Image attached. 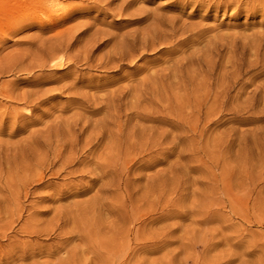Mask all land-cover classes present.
<instances>
[{
  "label": "rangeland",
  "instance_id": "374dc122",
  "mask_svg": "<svg viewBox=\"0 0 264 264\" xmlns=\"http://www.w3.org/2000/svg\"><path fill=\"white\" fill-rule=\"evenodd\" d=\"M0 67V264H264V0H0Z\"/></svg>",
  "mask_w": 264,
  "mask_h": 264
},
{
  "label": "bare ground",
  "instance_id": "6f19581e",
  "mask_svg": "<svg viewBox=\"0 0 264 264\" xmlns=\"http://www.w3.org/2000/svg\"><path fill=\"white\" fill-rule=\"evenodd\" d=\"M32 1H33V3L44 4V5L47 6V7H50V6L53 5V0H32ZM56 1H57V0H56ZM54 5H55V4H54ZM36 7H37V6H36ZM44 8H45V7H44ZM38 9H39V8H38ZM66 10H67V9H66ZM61 13H62V12H61ZM64 13H65V12H64ZM64 13H62V14H64ZM66 14H67V12H66ZM51 27H52V26H51ZM151 30H153V29H151ZM158 31H159V30H158ZM151 32H152V31H151ZM168 33H169V32H168ZM99 34H100V33H99ZM151 34H152V33H151ZM159 34H160V33H159ZM180 35H181V34H180ZM66 36H68V34H67ZM161 36H162V35H161ZM171 36H172V35H171ZM121 37H122V36H121ZM156 37H158V36L156 35ZM162 37H163V36H162ZM175 37H176V36H175ZM67 38L70 39V38H72V37L69 38V36H68ZM143 38H144V37H143ZM166 38H167V37H166ZM73 40H74V39H73ZM159 40H160V39H159ZM165 40H166V39H165ZM143 41H144V40H143ZM149 41H150V40H149ZM149 41H148V42H149ZM153 41H154V40H153ZM73 42H74V41H73ZM117 42H118V41H117ZM156 42H157V41H156ZM168 42H169V41H168ZM45 43H46V42H45ZM58 43H59V42H58ZM67 43H68V42H67ZM135 43H136V42H135ZM135 43H134V44H135ZM146 43H147V42H146ZM154 43H155V41H154ZM47 44H50V42L47 43ZM55 44H56V43H55ZM158 44H159V43H158ZM51 45H52V44H50V46H51ZM67 45H68V44H67ZM71 45H72V44H71ZM114 45H115V44H114ZM118 45H119V43H118ZM135 45H136V44H135ZM43 46H44V45H43ZM45 46H48V45H45ZM72 46H73V45H72ZM132 46H133V45H132ZM140 46H141V45H140ZM151 46H152V45H151ZM38 47H39V46H38ZM38 47L36 46L37 49H36V48H34V49H35V50H38V51H39L38 53H40L41 50H39ZM83 47H84V46H83ZM83 47H82V48H83ZM126 47H127V46H126ZM142 47H143V44H142ZM66 48H67V46H65L64 48H63V47H58L57 49H53L52 52L55 54V53H58V52H62V51L65 50ZM82 48H81V49H82ZM130 48H131V46H130ZM133 48H134V49H135V48L139 49L137 46H135V47H133ZM151 48H153V47H151ZM34 49H32V50H34ZM40 49H41V48H40ZM84 49H85V48H84ZM120 49H121V48H120ZM134 49H133V50H134ZM32 50H31V51H32ZM43 50H44V49H43ZM69 50H70V49H69ZM69 50H68V52H69ZM85 50H86V49H85ZM115 50H116V49H115ZM133 50L131 51V49H130V51L132 52V54H134V53H133ZM142 50H143V49H142ZM113 51H114V49H113ZM113 51H112V52H113ZM118 51H119V50H117V52H118ZM29 52H30V51H29ZM29 52H28V53H29ZM68 52H67V53H68ZM81 52H82V51H81ZM110 52H111V51H110ZM110 52H109V55H110ZM120 52H121V50H120ZM122 52H123V51H122ZM137 52H138V50H137ZM30 53H31V52H30ZM30 53H29V54H30ZM35 53H36V52H35ZM67 53H66V51L64 52V54H67ZM77 53H78V52H77ZM114 53H115V52H114ZM24 54H25V53H24ZM42 54H43L42 57H44V53H42ZM64 54H63V55H64ZM111 54H113V53H111ZM118 54H119V53H118ZM118 54H117V55H118ZM137 54H138V53H137ZM34 55H35V56H34ZM34 55H32V56H33V57H36V54H34ZM106 55H107V54H106ZM106 55H105V56H106ZM120 55H121V54H120ZM120 55H119V56H120ZM123 55H124V54H123ZM126 55H127V54H126ZM129 55H131V54L129 53ZM66 56H67V55H66ZM74 56H76V55H74ZM74 56H73V57H74ZM85 56H86V55H85ZM113 56H114V54H113ZM113 56H112V57H113ZM132 56H134V55H132ZM42 57H41V59H39V61L43 59ZM46 57H47V56H46ZM58 57H59V56H58ZM68 57L71 58L72 56H68ZM68 57H67V58H68ZM73 57H72L73 61L76 62V61H77V58L74 57L75 60H76V61H75ZM114 57H116V55H115ZM114 57H113V59H114ZM128 57H129V56H128ZM44 58H45V57H44ZM84 58H85V57H84ZM87 58H88V56H87ZM116 58H117V57H116ZM116 58H115V59H116ZM129 58H131V57H129ZM37 59H38V58H37ZM56 59H57V58H56ZM60 59H61V58H60ZM127 59H128V58H127ZM132 59H134V58L132 57ZM132 59H131V60H132ZM35 60H36V59H35ZM43 60H44V59H43ZM67 60H69V59H67ZM70 60H71V59H70ZM100 60H101V59H100ZM100 60H99V61H100ZM110 60H111V59H110ZM30 61H31V60H30ZM117 61H118V60H117ZM69 62H70V61H69ZM90 62H91V61H90ZM96 62H97V61H96ZM103 62H104V61H103ZM119 62H121V61H119ZM122 62H123V61H122ZM32 63H34V62H32ZM32 63H31V64H32ZM42 63H43V62H42ZM51 63H53V62H51ZM51 63H50V65H51ZM61 63H62V62H61ZM99 63H100V62H99ZM106 63H107V62H106ZM115 63H116V62H115ZM190 63H191V62H190ZM35 64H37V62H36ZM53 64H54V63H53ZM84 64H88V63L85 62ZM110 64H111V63H110ZM116 64L118 65L119 63H116ZM181 64H182V62H181ZM199 64H200V63H199ZM15 65H16V64H15ZM102 65H103V64H102ZM104 65H106V64H104ZM112 65H113V64H112ZM1 66H2V65H1ZM3 66H4V65H3ZM54 66H55V65H54ZM98 66H100V65H98ZM98 66H97V67H98ZM114 66H115V64H114ZM181 66H182V65H181ZM192 66H193V65H192ZM22 67H23V66H22ZM109 67H110V66H109ZM0 68H1V67H0ZM3 68H4V67H3ZM26 68H27V67H26ZM110 68H112V67H110ZM115 68H116V66H115ZM172 68H173V67H172ZM1 69H2V68H1ZM5 69H7V68H4V70H5ZM24 69H25V67H24ZM20 70H21V69H20ZM30 70H31V69H30ZM207 70H208V69H207ZM0 71H3V70H0ZM10 71H12V70H10ZM37 71H38V70H37ZM208 71H209V70H208ZM23 72H24V71H23ZM0 74H1V73H0ZM164 79H165V78H164ZM175 79H176V78H175ZM157 81H158V80H157ZM177 81L179 82L178 79H177ZM186 81H187V80H186ZM201 81H202V80H201ZM155 83H156V82H155ZM33 84H34V83H33ZM36 84H37V83H36ZM151 84H152V83H151ZM158 84H159V83H158ZM179 84H180V83H179ZM194 84H195V83H194ZM8 85H9V84H8ZM8 85H7V88H6V89L9 88ZM37 85H39V83H38ZM4 86H6V85H3V88H4ZM35 86H36V85H35ZM172 86H173V85H172ZM3 88H2V89H3ZM0 89H1V88H0ZM61 89H62V88H61ZM224 89H225V88H224ZM225 90H226V89H225ZM8 91H9V90H8ZM12 92H13V91H11V93H12ZM172 92H173V91H172ZM3 93H4V92H3ZM9 93H10V92H9ZM32 93H33V92H32ZM126 93H127V92H126ZM209 93H210V92H209ZM72 94H73V93H72ZM75 94H76V93H75ZM81 94H82V93H81ZM115 94H116V93H115ZM144 94H145V93H144ZM1 95H3V94L0 93V96H1ZM6 95H7V94H6ZM6 95H5V96H6ZM9 95H10V94H9ZM76 95H77V94H76ZM79 95H80V94H79ZM79 95H78V96H79ZM145 95H146V94H145ZM224 95H225V94H224ZM111 96H112V95H111ZM126 96H127V95H126ZM140 96H141V95H140ZM208 96H209V95H208ZM213 96H214V95H213ZM21 97H22V96H21ZM47 97H48V96H47ZM220 97H221V96H220ZM5 98H7V97H5ZM142 98H143V97H142ZM211 98H212V97H211ZM7 99H8V98H7ZM214 99H215V97H214ZM10 100H11V99H10ZM40 100H41V99H40ZM136 100H137V99H136ZM143 100H144V99H143ZM36 102H37V101H36ZM39 102H40V101H39ZM108 102H110V100H109ZM115 102H116V101H115ZM86 103H87V102H86ZM95 103H96V102H95ZM36 104H37V103H36ZM109 104H110V103H109ZM137 104H138V103H137ZM32 106H33V105H32ZM37 106H38V104H37ZM86 106H87V105H86ZM90 106H91V105H90ZM106 106H107V105H106ZM110 106H113V105H110ZM115 106H116V105H115ZM127 106H128V105H127ZM199 107H200V106H199ZM30 108H31V107H30ZM105 108H106V107H105ZM111 108H113V107H111ZM93 109H94V108H93ZM107 109H108V108H107ZM109 109H110V108H109ZM132 109H133V108H132ZM151 109H152V108H151ZM94 110H95V109H94ZM112 110L114 111V109H112ZM125 110H126V109H125ZM138 110H139V109H138ZM148 110H149V109H148ZM110 111H111V110H110ZM153 111H154V110H153ZM125 112H126V111H125ZM148 112H149V111H148ZM126 113H127V112H126ZM130 113H131V112H130ZM110 114H112V113H110ZM114 114H115V113H114ZM132 114H133V113H132ZM134 114H136V113H134ZM149 114H150V113H149ZM158 114H159V113H158ZM112 115H113V114H112ZM115 115H116V114H115ZM147 115H148V114H147ZM147 115H146V116H147ZM135 116H136V115H135ZM138 116H139V115H138ZM153 116H154V114H153ZM109 117H111V116H109ZM132 117H133V115H132ZM149 117H150V116H149ZM81 118H82V117H81ZM112 118H113V117H112ZM112 118H111V122H112V120H113ZM136 118H137V117H136ZM120 119H121V118H120ZM153 119H154V118H153ZM73 120H74V118H73ZM129 120H130V119H129ZM148 121H149V120H148ZM155 121H156V120H155ZM77 123H78V122H77ZM129 123H130V122H129ZM163 123H164V122H163ZM95 127H96V126H95ZM86 129H87V128H86ZM134 129H136V127H135ZM139 130H140V129H139ZM141 130H142V129H141ZM119 131H120V129H119ZM125 131H126V130H125ZM145 131H146V130H145ZM56 134H57V133H56ZM121 134H123V133H121ZM138 134H139V133H138ZM53 135H54V134H53ZM53 135H52V136H53ZM102 136H104V135H102ZM118 138H119V137H118ZM139 138H140V137H139ZM146 139H147V138H146ZM52 140H53V139H52ZM86 140H87V139H86ZM72 141H73V140H72ZM88 141H89V140H88ZM95 142H96V141H95ZM90 144H91V143H90ZM101 144H102V143H101ZM98 145H99V144H98ZM44 146H45V145H44ZM123 146H124V145H123ZM97 147H98V146H97ZM139 147H140V146H139ZM144 147H145V146H144ZM148 147H149V146H148ZM47 148H48V147H47ZM56 149H57V148H56ZM56 149H55V150H56ZM139 149H140V148H139ZM47 150H48V149H47ZM145 150H146V148H145ZM52 151H53V150H52ZM141 152H142V151H141ZM50 153H51V152H50ZM82 153H83V152H82ZM102 153H103V152H102ZM73 154H74V153H73ZM67 155H68V154H67ZM99 155H100V154H99ZM103 155H104V154H103ZM73 156H74V155H73ZM68 158H69V157H68ZM68 158H65L64 161H65L66 159H68ZM83 158H84V157H83ZM23 160H24V159H23ZM68 160H69V159H68ZM112 160H113V158H112ZM118 160H119V159H118ZM13 161H14V160H13ZM98 161H99V160H98ZM115 161H116V160H115ZM69 162H70V160H69ZM121 162H122V161H121ZM60 163H61V162H60ZM66 163H68V161H67ZM116 163H117V161H116ZM16 164H17V163H16ZM19 164H20V163H19ZM63 164H64V162H63ZM70 164H71V163H70ZM64 165H65V164H64ZM68 165H69V164H68ZM20 167H21V166H19V168H20ZM92 167H93V166H92ZM31 168H32V167H31ZM102 168H103V167H102ZM99 169H100V168H99ZM103 169H104V168H103ZM126 169H127V168H126ZM88 171H89V170H88ZM112 171H113V170H112ZM95 176H96V175H95ZM112 176H113V174H112ZM98 177H99V176H98ZM14 181H15V180H14ZM115 184H116V183H115ZM26 186H27V185H26ZM26 186H25V187H26ZM15 197H16V196H15ZM17 198H18V197H17ZM10 199H11V198H10ZM17 200H18V199H17ZM3 201H4V200H3ZM13 201H14V200H13ZM18 201H19V200H18ZM5 203H6V202H5ZM7 203H8V202H7ZM1 211H2V210H1ZM14 213H15V212H14ZM17 215H18V214H17Z\"/></svg>",
  "mask_w": 264,
  "mask_h": 264
}]
</instances>
